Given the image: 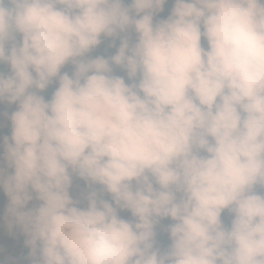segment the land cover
<instances>
[{
	"label": "clouds",
	"instance_id": "obj_1",
	"mask_svg": "<svg viewBox=\"0 0 264 264\" xmlns=\"http://www.w3.org/2000/svg\"><path fill=\"white\" fill-rule=\"evenodd\" d=\"M169 2L0 0V224L29 264H264V0Z\"/></svg>",
	"mask_w": 264,
	"mask_h": 264
},
{
	"label": "rangeland",
	"instance_id": "obj_2",
	"mask_svg": "<svg viewBox=\"0 0 264 264\" xmlns=\"http://www.w3.org/2000/svg\"><path fill=\"white\" fill-rule=\"evenodd\" d=\"M171 1V0H170ZM118 43V42H117ZM114 50V49H113ZM48 90H54V86H50ZM15 106H12L11 109H9L6 105L3 106V110H14ZM10 134V124L6 120L4 121V127L0 128V136ZM87 192V186L84 181L75 179L74 185L72 189V194L76 198H81L83 194ZM8 204V198L6 201V207ZM31 206V205H30ZM229 218L227 215H225V220H228ZM26 240V237L23 235V233L17 229L14 233H9L6 229V227L0 225V244H2L5 247L6 253L10 252L13 255H16L20 258L19 254L21 249L24 246V242ZM158 242L161 246L166 245L170 241L167 240L166 234L161 233L160 236H158ZM21 264H29V260L23 261L21 260Z\"/></svg>",
	"mask_w": 264,
	"mask_h": 264
},
{
	"label": "trees",
	"instance_id": "obj_3",
	"mask_svg": "<svg viewBox=\"0 0 264 264\" xmlns=\"http://www.w3.org/2000/svg\"><path fill=\"white\" fill-rule=\"evenodd\" d=\"M172 7V3L171 1L169 2V4H167L165 6V11L163 13L160 14V17H166L169 12H170V9ZM159 18V17H158ZM107 47V42L106 44L102 47L101 50H98V52H102L103 51V48H106ZM111 51H114V50H111ZM53 90H46L44 93H42L43 95L46 96V98H50L51 96V93H52ZM6 201H7V196L6 194L3 192V190H0V217L3 216L5 210H6ZM2 225V224H0ZM29 253H30V249H28L26 247V245L24 244L23 248L21 249L20 251V259L23 260V261H27L28 260V256H29Z\"/></svg>",
	"mask_w": 264,
	"mask_h": 264
}]
</instances>
